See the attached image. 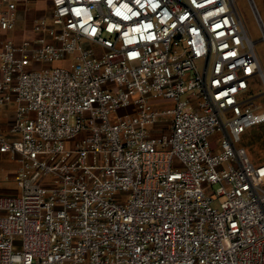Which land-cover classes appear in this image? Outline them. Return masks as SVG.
<instances>
[{"label":"built area","instance_id":"2783aa9c","mask_svg":"<svg viewBox=\"0 0 264 264\" xmlns=\"http://www.w3.org/2000/svg\"><path fill=\"white\" fill-rule=\"evenodd\" d=\"M48 1L19 38L30 0H0V264H264L240 146L264 70L235 0Z\"/></svg>","mask_w":264,"mask_h":264},{"label":"rangeland","instance_id":"374dc122","mask_svg":"<svg viewBox=\"0 0 264 264\" xmlns=\"http://www.w3.org/2000/svg\"><path fill=\"white\" fill-rule=\"evenodd\" d=\"M256 8L259 12L260 20L264 25V0H254ZM236 8L248 30V33L253 41H256V51L259 57L261 67L264 70V40L262 26L257 16L256 10L251 0H235ZM51 5L48 0H34L30 2L28 7L24 10L19 23L18 35L22 37H34L36 34L33 31L34 20L43 16H48L51 10ZM253 96L256 97L255 103L262 105L260 111H264V85L258 81L253 91ZM173 108V103H168L165 107ZM240 146L246 147L250 157L256 155L263 159L264 163V123L253 126L247 130L243 135ZM259 164V163H256ZM18 168L17 163L8 155H0V196L17 195L20 193L15 181V171ZM264 187V181H262ZM214 202L212 207L220 208V199L213 195Z\"/></svg>","mask_w":264,"mask_h":264},{"label":"crops","instance_id":"0c3cea01","mask_svg":"<svg viewBox=\"0 0 264 264\" xmlns=\"http://www.w3.org/2000/svg\"><path fill=\"white\" fill-rule=\"evenodd\" d=\"M34 0H30V2H33ZM253 1V3H254V5H255V8H256V4H255V2H254V0H252ZM30 4V3H29ZM28 4V5H29ZM257 9V8H256ZM24 7L21 9V15H20V21H21V16L23 15V12H24ZM257 12H258V9H257ZM258 14H259V12H258ZM262 22V21H261ZM20 23V22H19ZM243 148H245V150L247 151V149H246V147H244L243 146ZM247 153H248V151H247ZM248 156H249V158H250V160L253 162V163H259V164H257V165H260L261 164V162H262V160L263 159H261V158H259V157H257L256 155L253 157V159H252V157H250V155L248 154ZM264 164V163H263Z\"/></svg>","mask_w":264,"mask_h":264},{"label":"water","instance_id":"95a60500","mask_svg":"<svg viewBox=\"0 0 264 264\" xmlns=\"http://www.w3.org/2000/svg\"><path fill=\"white\" fill-rule=\"evenodd\" d=\"M253 6L255 7L254 3H253Z\"/></svg>","mask_w":264,"mask_h":264}]
</instances>
